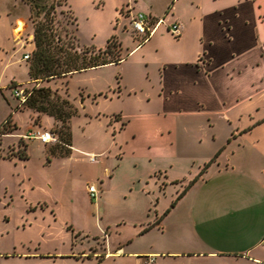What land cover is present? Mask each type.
I'll return each mask as SVG.
<instances>
[{
	"label": "rangeland",
	"instance_id": "rangeland-1",
	"mask_svg": "<svg viewBox=\"0 0 264 264\" xmlns=\"http://www.w3.org/2000/svg\"><path fill=\"white\" fill-rule=\"evenodd\" d=\"M67 1L73 13L66 0H39L43 11L37 14L36 9L30 11L27 0H0V43L4 29L12 30L11 25L3 26V21L8 20L7 12L10 19H18L13 37L23 41L21 46L11 43L6 49L7 56L11 55L8 66L4 67L6 61L0 52V228L9 226L16 240L26 239L28 233L16 228V223H24L33 215L32 210L45 206L47 209L38 210L36 219L52 216L53 210L58 224L69 221L89 234H94L98 225L106 238L111 235L117 239L121 227L131 238L148 210L154 211L155 204L170 207L194 177L198 179L209 164H214L222 149L229 148L231 152L227 143L232 135L237 137L256 125L257 130L246 139L264 138V51L248 45L251 29L260 30L264 36V0L255 24L249 19L244 24L242 16L231 14L233 42L227 44L228 39L218 29L215 39L207 41L212 47L205 50L200 40L204 41L206 35L195 26L199 10L193 5L189 8L196 19L180 38V34L168 29L170 23L176 22L170 11L175 0L153 4V16L145 11L132 12L133 0ZM193 1L196 4L197 0ZM254 9L258 11L256 4ZM45 12L50 28L61 40L74 43L78 35L77 51L86 46L101 48L113 35L120 43V48H113L114 53L126 58L119 64L38 82L69 99L77 109L70 119L73 148L25 138L30 131L56 132L60 123L22 107L14 89L8 88H31L34 84L28 79V63L22 56L33 49V25L45 18ZM138 13L161 21L155 36L141 48V43L150 37L131 30V18ZM133 46L136 49L130 53ZM144 50L150 53L152 64L143 59ZM164 50L174 62L186 63L198 55V65H213L207 84L211 98L205 108L227 107L226 117L207 111L204 115H150L161 107L159 71ZM185 95L190 100L189 93ZM243 97L242 102L235 103ZM142 113L150 126L135 118ZM66 149L69 153L65 156ZM91 156L94 161H90ZM168 182L171 192L162 185ZM87 185L95 187V198L89 197ZM33 229L39 237L38 227ZM63 241L65 247L66 238Z\"/></svg>",
	"mask_w": 264,
	"mask_h": 264
},
{
	"label": "crops",
	"instance_id": "crops-1",
	"mask_svg": "<svg viewBox=\"0 0 264 264\" xmlns=\"http://www.w3.org/2000/svg\"><path fill=\"white\" fill-rule=\"evenodd\" d=\"M133 2L132 12L145 11L151 16L155 13L153 4H162L160 0ZM195 3L193 0H175L170 11L173 21L179 24V37L183 38L196 19L192 16L190 5L199 10V21L195 26L200 34L206 35L205 42L200 40L203 50L212 47L207 41L215 39L218 29H222L223 36L228 39L227 44L233 42L234 31L231 24L229 26L231 14L242 16L244 24L248 19L255 24V17L258 20V12H262V0H228L227 4L223 0H197ZM255 4L258 11L254 9ZM228 8L230 10H225ZM6 14L8 20L6 23L3 21V26L11 25L12 30L4 29L0 43L1 59L6 61L4 67L9 65L7 61L11 56H7L6 52L9 44H23L20 38L16 40L13 37L18 19H10V14ZM155 34L141 43L140 48ZM248 38L249 47L264 51V36L260 30L251 29ZM135 49L133 46L130 53ZM153 51L158 53L157 48ZM196 58L186 63L174 62L164 50L159 71L161 107L156 112H150L151 116L193 115L195 112L204 115L207 111L226 117L227 107L217 105L214 109L205 108L210 101L207 84L213 65L210 62V67L205 62L198 65ZM143 59L146 63H153L148 50H144ZM186 93H189L190 100ZM135 118L150 126L144 113ZM254 127L246 131L247 134L232 135L227 143L231 152H228L229 148L222 149L215 156L214 164H209L201 176L184 190L174 206L167 208L164 203L160 208L155 204L154 211L148 210L143 218L145 220L139 222L131 238L123 233L121 227H118L121 235L117 239L111 235L106 238L97 223L98 231L94 234L69 221L58 224L53 210L52 216L36 219L35 215L42 210V206L32 210L30 213L33 215L24 223H16V228L28 233L26 239L16 240L14 230L9 226L0 228V264H144L149 257L154 258V264H264V138L246 139L257 130ZM162 185L164 190L171 192L170 182ZM166 208L169 210L163 214ZM33 227H38L39 237ZM64 232L66 236L63 238ZM8 237L11 239L4 240ZM65 238L67 244L64 247Z\"/></svg>",
	"mask_w": 264,
	"mask_h": 264
},
{
	"label": "trees",
	"instance_id": "trees-1",
	"mask_svg": "<svg viewBox=\"0 0 264 264\" xmlns=\"http://www.w3.org/2000/svg\"><path fill=\"white\" fill-rule=\"evenodd\" d=\"M38 1L39 0H27L30 11L36 9L35 12L37 14L43 11V6H40L39 3H37ZM44 17L43 20L36 21L33 25V49L30 52V57L25 61L28 63V77L33 80L34 84L30 88L27 98L20 103V105L37 113H44L59 122L60 127L55 132L57 139L51 144H58L61 147L65 146V148H71L70 142L72 136L70 119L78 113L77 109L69 99L61 97L56 92L52 91L50 87L40 86L38 82L72 75L76 72L109 63L116 64L122 57H120L118 53H114L113 48L117 46L120 48V43L116 42L115 37L111 35L106 40L103 48L96 49L86 46L82 50L77 51L76 48L80 45L78 35L75 37L76 40L74 43H67L61 40L60 36L54 33L50 28V21L46 18V12L44 13ZM9 88L14 89L15 86H10ZM20 105H17L16 108L19 109ZM68 153L69 151L66 149L63 155L66 156ZM19 157L26 158L23 154H19ZM196 180L197 177H194L189 185ZM183 192L184 191L176 196L170 207L174 206ZM168 210L169 209H166L163 214H166Z\"/></svg>",
	"mask_w": 264,
	"mask_h": 264
},
{
	"label": "built area",
	"instance_id": "built-area-1",
	"mask_svg": "<svg viewBox=\"0 0 264 264\" xmlns=\"http://www.w3.org/2000/svg\"><path fill=\"white\" fill-rule=\"evenodd\" d=\"M159 23H161L160 19H156V20L150 19L149 20L145 18L141 13H138L137 15L131 18L130 27H131L132 32L140 34V35H145L147 37L153 34L156 26ZM168 29L177 35L180 34V27H179V24L176 22L170 23L168 26ZM29 57H30V53H24L22 56L24 60H27ZM29 90L30 88L28 87L15 86L13 90V94L15 98L19 101V103H22L27 98L29 94ZM24 137L29 138V139H36L42 144L53 143L57 139L56 133L51 130L30 131ZM90 161H94V156L90 157ZM86 190L90 198H95L96 189L93 185H87ZM144 264H154V258L149 257L144 262Z\"/></svg>",
	"mask_w": 264,
	"mask_h": 264
}]
</instances>
